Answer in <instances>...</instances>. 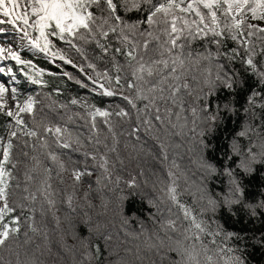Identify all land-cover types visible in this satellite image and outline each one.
Listing matches in <instances>:
<instances>
[{"label":"snow or ice","instance_id":"snow-or-ice-1","mask_svg":"<svg viewBox=\"0 0 264 264\" xmlns=\"http://www.w3.org/2000/svg\"><path fill=\"white\" fill-rule=\"evenodd\" d=\"M133 12L140 13L141 18L127 19ZM0 17V25H10L14 34L27 41L30 50L53 63L58 58L78 68L89 82L76 83L85 88L91 85L93 93L123 102L114 110L76 99L70 104H79L80 112L56 101L38 108L41 101L28 95L21 104L17 89L11 87L15 110L5 111L9 88L0 82V114L11 118L6 143L0 136V249L15 255V264H39L12 244L21 232V215L13 213L18 209L21 214L28 212L29 230L36 233L37 202L42 217L46 211L56 209L54 180L63 184L64 173H69L75 188L82 177H91L98 170L94 183L100 186L112 182L117 164L123 166L125 160L139 159L146 151L161 163L169 182L156 198L158 204L153 203L155 230L145 234L142 226V248L137 246V255L141 251L146 256L163 252L169 264H242L239 257L229 255L233 249L224 243L233 234L224 232L219 224L213 228L211 217L205 219V214L215 213L218 205L223 208L243 203L244 191L235 178L238 173L225 169L231 178V198L213 199L198 184L193 190L187 180L181 188L180 180L186 172L177 163L178 153H173L191 139L190 134L200 137L199 146L206 147L203 137L208 126L216 124L220 109L223 114L237 111L229 102L215 105L216 110L209 114L213 105L207 103L221 89H234L237 73L233 65L237 61L264 82V0H0ZM2 35L5 29L0 27ZM229 41L233 47L227 46ZM57 42L66 47H57ZM89 49L93 51L91 57ZM72 54L79 58V64L74 63ZM8 59L21 66V74L30 83L46 86L41 79L44 69H36L31 60L22 59L20 52L11 47H0V63ZM97 62L104 67L98 68ZM25 66L35 71L29 74ZM0 74L13 77L15 83L16 73L11 68L0 66ZM64 75L73 78L67 72ZM258 95L262 102L257 105ZM248 105L244 109L247 126L238 133L248 143L233 140L231 145L239 158L238 167L245 173L253 170L258 159L264 162V92L252 93ZM97 117L103 118V128L97 124ZM18 139L23 160L13 158L14 141ZM148 141L155 152L145 149ZM54 149L79 154L82 167H76L73 161L70 168L64 153ZM201 167L210 173L216 171L210 164ZM120 179L116 177L117 184ZM125 183L129 189L139 187L135 177ZM185 194L192 198V204L182 200ZM87 196L85 192V199ZM73 199L74 194L67 196L69 207ZM260 207L264 208V203ZM249 211L256 214L252 206ZM54 218L59 224V217ZM105 239L110 241L111 236ZM82 255L81 264H92L94 260L99 264V244L88 245ZM0 264L4 262L0 260Z\"/></svg>","mask_w":264,"mask_h":264},{"label":"trees","instance_id":"trees-1","mask_svg":"<svg viewBox=\"0 0 264 264\" xmlns=\"http://www.w3.org/2000/svg\"><path fill=\"white\" fill-rule=\"evenodd\" d=\"M121 14L124 13L121 12ZM126 18L135 20L141 18V14L133 12ZM56 46L66 47L60 42H57ZM227 46L234 45L229 41ZM196 47L199 46L196 45ZM88 54L91 57L93 51L89 49ZM22 55L25 60H31L36 69H44L41 79L46 81V86L38 85L33 90V96L42 102L38 108L56 101L69 105L73 112L82 111L79 104L75 106L70 104L72 99L80 102L87 101L89 105L101 109L114 110L117 105L123 106V102L118 98L97 95L91 91V85L85 88L76 83L77 80L89 83L84 73L79 72L78 68L63 62L59 66L47 59L32 57L25 53ZM71 58L76 64L80 63L75 54H72ZM97 64L100 69L104 67L99 62ZM233 69L237 73L234 89H221L215 97L209 98L207 103L213 105L209 109V114L216 110L215 105L229 102L235 105L237 111L223 114V109H220L222 114L216 124L208 126L207 135L203 137L206 147L199 146L200 137L190 134L191 139H187L184 145L176 149L173 154L178 153L177 163L186 172V176L180 180L181 188H184L187 180L188 186H191L193 190L198 184L206 195L213 199L231 198V178L226 174L225 169L231 168L238 173L235 178L244 191L243 203L224 205L223 208L218 205L215 213L208 211L205 214V219L211 217L213 228L219 224L224 232L233 234L224 240L225 246L233 249L229 255L239 257L242 264H264V208L260 207L264 203V162L258 159L253 164V170L245 173L239 169V158L231 149L233 140H239L242 144L248 143L246 137L238 136L248 123V116L244 109L249 106L248 100L252 93L264 92V82H261L256 72L240 61L233 65ZM65 72L73 78L69 79L64 75ZM85 72L92 74L87 68ZM256 101L257 105L262 102L259 95ZM44 111L47 112L48 109L45 108ZM23 118L29 121L27 114H23ZM10 119L0 114V136H3L5 141L8 139ZM102 120V117H97V124L103 128ZM19 145L20 140H15L13 158L23 160ZM145 149L156 151L151 141H148ZM54 150L64 153L63 159L70 168L73 166V161L77 162L76 167H82L83 158L79 154L63 149ZM28 151L30 155L33 154L30 149ZM36 154L43 159L42 153ZM229 156L232 157L231 160ZM88 164L91 167V161ZM201 164H210L216 171L207 172ZM97 175H99L98 170L91 177H82V183L75 188L72 186L69 173H64L65 183L63 184L54 180V187L58 192L56 209L46 211L42 217L39 211L40 204L37 202L35 224L39 231L36 233L29 230L31 221L26 220L28 212L21 214L18 209L16 213H13V215H21V232L12 244L18 246L22 255L27 252L29 256L37 259L39 264H81L85 248L96 244H99L101 251L99 264H141V260L143 264H151V262L169 264V257L164 256L163 252L149 253L147 256L143 251L139 253V256L136 253L137 246L142 248V226L145 234L155 230L153 216L156 215V208L153 207V203L158 204L156 198L161 195L162 187L169 182L161 163L145 151L140 153L139 159L125 160L123 166L117 164L112 182H102L100 186H97L94 183ZM117 176L121 178L118 184ZM132 177L136 178L139 185L137 189H129L125 183ZM88 184H92L91 190L88 189ZM85 192H88L87 199H85ZM73 194L72 207H69L66 199L68 195ZM182 200L189 204L193 203L192 198L186 194L182 195ZM249 206L256 209L255 215L250 213ZM161 207L164 206L161 205ZM173 211L176 210L173 209ZM54 217H59V224ZM107 236H111L110 241L105 239ZM26 240L30 243H25ZM0 260L4 264H8L10 260L12 264H15L16 257L8 249H0ZM92 264H97V261L94 260Z\"/></svg>","mask_w":264,"mask_h":264},{"label":"rangeland","instance_id":"rangeland-1","mask_svg":"<svg viewBox=\"0 0 264 264\" xmlns=\"http://www.w3.org/2000/svg\"><path fill=\"white\" fill-rule=\"evenodd\" d=\"M23 53H25L27 55H30L32 57L47 59V60H49V61L52 62V60L49 59L48 57H46L45 55L39 54V53H37V52H35L33 50H30V49L20 51V55H21V58L22 59H25L24 56L22 55ZM5 64H6V67H5L6 69L7 68H11L16 73V76L14 78L15 79V83H13V77H11L9 75H5V77H7V79L0 80V82L4 83L5 86L9 88V92L6 94V96L4 98L5 99V102H6V105H7L5 111L6 110H9V109L15 110L14 109V105H15L16 100L13 98V95H12V93L10 91L11 87H15L17 89L18 97H20L19 102L22 104L23 101L27 98L28 95H32L33 96V90L39 84H32V83H30L27 80V78L21 74V72H20L21 66L20 65H17L15 63V61H12L11 59L10 60H5ZM53 64H56V65H59L60 66V64H62V61H60L57 58L56 61H55V63H53ZM25 71L29 72V74H32L35 70L34 69H31V68H28L27 66H25ZM1 75H3V74H1ZM5 143H6V141H5ZM2 155H3V149L0 148V159H2Z\"/></svg>","mask_w":264,"mask_h":264},{"label":"bare ground","instance_id":"bare-ground-1","mask_svg":"<svg viewBox=\"0 0 264 264\" xmlns=\"http://www.w3.org/2000/svg\"><path fill=\"white\" fill-rule=\"evenodd\" d=\"M3 19V17H0ZM5 29V35L0 36V47L9 48L11 47L13 51H23L28 50L27 41L21 40L18 34H14V30L8 24L0 25ZM10 60V59H8ZM0 66L6 67L5 61L0 63ZM7 77L0 74V80H5ZM20 99V97H18ZM10 100V99H9Z\"/></svg>","mask_w":264,"mask_h":264}]
</instances>
